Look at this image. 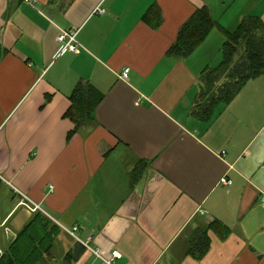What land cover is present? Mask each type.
Masks as SVG:
<instances>
[{
  "label": "crops",
  "instance_id": "0c3cea01",
  "mask_svg": "<svg viewBox=\"0 0 264 264\" xmlns=\"http://www.w3.org/2000/svg\"><path fill=\"white\" fill-rule=\"evenodd\" d=\"M205 6L231 32L249 16L264 23V0H0V172L62 230L39 264H264V78L204 123L191 109L202 71L222 60V31L187 58L167 55ZM74 28L79 52H63L58 36ZM82 81L102 100L71 134ZM19 199L0 186L1 252L33 216ZM215 221L230 234L210 230L194 259L191 235Z\"/></svg>",
  "mask_w": 264,
  "mask_h": 264
},
{
  "label": "trees",
  "instance_id": "16d2710c",
  "mask_svg": "<svg viewBox=\"0 0 264 264\" xmlns=\"http://www.w3.org/2000/svg\"><path fill=\"white\" fill-rule=\"evenodd\" d=\"M220 29L224 37L221 48L222 60L216 67L207 66L200 75V91L191 116L200 122L210 123L219 107L228 106L251 80L264 78V23L259 17L244 18L233 32L223 28L212 16L208 7L195 11L181 27L177 40L167 55L174 58L191 56L214 29ZM7 50L0 44V62ZM71 106L66 113L80 132L95 120V110L102 100L98 90L89 82L82 81L74 89ZM227 238L230 229L215 221L197 229L190 237L187 254L201 260L210 249L209 231ZM61 227L41 212L33 213L30 221L18 232L17 238L2 252L0 264H39L49 254ZM79 255L84 252L81 245ZM73 254L68 252L66 259Z\"/></svg>",
  "mask_w": 264,
  "mask_h": 264
},
{
  "label": "built area",
  "instance_id": "2783aa9c",
  "mask_svg": "<svg viewBox=\"0 0 264 264\" xmlns=\"http://www.w3.org/2000/svg\"><path fill=\"white\" fill-rule=\"evenodd\" d=\"M27 2H32L33 0H26ZM100 13H104L105 11L103 9H99ZM78 33L79 30L74 28V29H70V30H62L60 35L58 36V42L62 45V51H71L74 53H78L79 52V47L80 44L78 42ZM130 69L126 68L123 73H122V77L124 79L128 78V74H129ZM224 183L228 184V182L226 180H223ZM2 185H6V186H10L12 187L14 193L19 196V205L26 208L28 211H30L31 213H35V212H41L44 215H46L47 217L54 219V217L45 210V208L38 203L33 202L25 193L21 192L19 189L15 188L12 181H10L9 179H7L1 172H0V186ZM55 220V219H54ZM78 230L77 227H74V229L72 231L67 230L70 234H72L73 236H75V232ZM86 248L90 249L88 246V243H83L82 241H80ZM95 254H98L97 252H95ZM114 258H122V254L118 251H114L113 252V259ZM112 261H107V263L111 264Z\"/></svg>",
  "mask_w": 264,
  "mask_h": 264
},
{
  "label": "rangeland",
  "instance_id": "374dc122",
  "mask_svg": "<svg viewBox=\"0 0 264 264\" xmlns=\"http://www.w3.org/2000/svg\"><path fill=\"white\" fill-rule=\"evenodd\" d=\"M213 40V39H212ZM211 40V41H212ZM215 54V51H213L212 52V55L211 56H213ZM221 58H222V54H221ZM217 62V61H216ZM215 63V61H213V63L212 64H214ZM216 64V63H215ZM63 251H58L57 250V247L55 248V250H54V255H56V257L58 258V259H60L61 258V253H62ZM59 255V256H58Z\"/></svg>",
  "mask_w": 264,
  "mask_h": 264
},
{
  "label": "water",
  "instance_id": "95a60500",
  "mask_svg": "<svg viewBox=\"0 0 264 264\" xmlns=\"http://www.w3.org/2000/svg\"><path fill=\"white\" fill-rule=\"evenodd\" d=\"M8 241L9 243H12L14 241V235L12 233L8 234ZM2 255V252L0 251V257Z\"/></svg>",
  "mask_w": 264,
  "mask_h": 264
}]
</instances>
